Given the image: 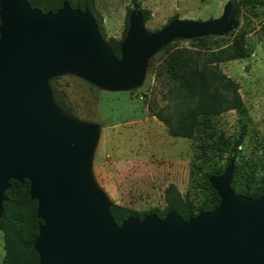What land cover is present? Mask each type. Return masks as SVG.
Instances as JSON below:
<instances>
[{"label":"water","instance_id":"95a60500","mask_svg":"<svg viewBox=\"0 0 264 264\" xmlns=\"http://www.w3.org/2000/svg\"><path fill=\"white\" fill-rule=\"evenodd\" d=\"M143 21L134 3L118 58L88 8L64 2L42 12L28 0H0V217L10 180L27 179L43 220L34 242L40 264H264V193L232 189L233 161L211 178L219 205L188 220L169 211L118 225L90 180L98 127L69 120L49 79L69 69L105 88H128L162 46L229 28L223 18H173L149 33Z\"/></svg>","mask_w":264,"mask_h":264},{"label":"rangeland","instance_id":"374dc122","mask_svg":"<svg viewBox=\"0 0 264 264\" xmlns=\"http://www.w3.org/2000/svg\"><path fill=\"white\" fill-rule=\"evenodd\" d=\"M149 11L143 27L149 33L162 29L174 17L195 23L223 18L229 28L210 33L208 47L216 49L230 43L233 32H245L250 54L219 63L220 69L238 83L243 101L241 109H231L207 119L191 138L172 136L166 125L153 116L170 102L171 85L164 50L147 58L137 84L128 88L102 87L86 76L61 69L53 77L54 86L72 109L66 116L78 125L95 124L98 132L91 147L87 171L93 185L109 205L121 204L135 210H162L164 190L174 183L195 208L212 202L211 178L204 175L225 169L233 161L237 191L255 192L264 185V7L249 5L232 19L237 0H138ZM95 14L101 17L106 38H121L132 0H93ZM173 19V18H172ZM196 37L176 38L172 47L194 49ZM242 125L243 142L235 149L232 142ZM229 144H220L219 138ZM233 181V178H232ZM231 181V183H232ZM5 254L0 230V264Z\"/></svg>","mask_w":264,"mask_h":264},{"label":"trees","instance_id":"16d2710c","mask_svg":"<svg viewBox=\"0 0 264 264\" xmlns=\"http://www.w3.org/2000/svg\"><path fill=\"white\" fill-rule=\"evenodd\" d=\"M28 2L33 8H38L42 12L56 11L62 7L64 2L72 8H88L94 15L106 44L113 54L120 58V43L126 36L132 8L127 10L121 38H106L102 19L95 14L93 0H28ZM132 2L138 4L143 20L146 21L149 18V11L141 9L138 0H132ZM249 5L264 7V0H237L234 5V20H237V13L241 11V8ZM260 28L264 33V22ZM210 38H212L211 35L193 38L192 40L198 42L194 49L172 47L171 42L160 48L166 53V69L172 81L167 89L170 102L165 108L155 110L149 106V110L153 116L166 125L168 133L172 136L191 138L199 126L208 124L207 119L210 116L231 109H241L243 106L238 83L220 69L219 63L249 56L250 51L245 32H233L230 43L216 49L208 47ZM55 79L56 77L49 79L53 97L67 115L73 116L72 109L65 103L54 86ZM245 135L246 126L242 125L232 142L233 153L229 159L233 160L235 149L243 142ZM219 142L229 144L223 137L219 138ZM223 173V168H216L212 172H205L204 175L208 179V177L220 176ZM232 178L231 187L238 194L256 198L264 193V185L255 192H239L233 184L236 178L235 171ZM211 193L212 202L210 204L203 202L195 208L189 196H183L177 186L170 183L164 190L166 205L162 210L155 207L139 211L121 204H114L110 207V213L118 225L128 219L142 220L152 213H156L159 218H164L169 211H174L182 219L188 220L200 211L213 210L219 205L221 199L218 192L212 188ZM37 205V200L30 195L29 180H10V186L5 191L0 217V230L3 232L5 250L2 264H40V256L34 242L43 220L37 216Z\"/></svg>","mask_w":264,"mask_h":264}]
</instances>
